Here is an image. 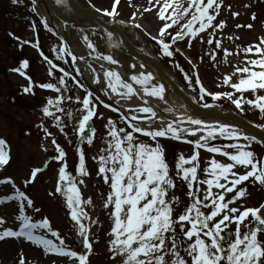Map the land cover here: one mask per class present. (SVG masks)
<instances>
[{"label": "snow or ice", "instance_id": "snow-or-ice-1", "mask_svg": "<svg viewBox=\"0 0 264 264\" xmlns=\"http://www.w3.org/2000/svg\"><path fill=\"white\" fill-rule=\"evenodd\" d=\"M18 0H13L17 3ZM61 0H57L60 3ZM120 0H113V7L110 11H104V15L116 17L118 15L117 6ZM32 11L35 12V0H33ZM156 6L159 8V19L164 22L156 39L160 45L164 56L172 57L174 50L172 44L177 40L184 39L185 36L196 38L199 33L205 32L209 28L223 29L226 27L224 22L214 25V21L220 13L223 6V0H188V7H183L176 0H156ZM250 5H245L249 7ZM230 7V6H229ZM172 9L168 14V9ZM151 11L152 9H146ZM97 11H101L97 9ZM238 16L239 13H233ZM185 17H190L182 25L180 31L175 35L169 32L174 25H178ZM133 20L135 16L132 17ZM255 20V14L252 15ZM170 21V22H169ZM47 27V22L45 21ZM135 27H141L136 24ZM237 27L253 28L252 24L237 25ZM166 34L172 37V44L166 42ZM111 35V34H109ZM85 41L88 37H84ZM30 43V42H23ZM209 44L213 43L210 38ZM217 47L220 42L216 41ZM38 46V45H37ZM89 48H93L91 42ZM246 54H252L256 58L248 59L245 66L237 67L232 75L240 74L238 82H232V76L224 78V84H230L236 92L241 93L237 98L234 94L212 93L207 92L200 78L196 75L195 80L185 74V78L190 85L200 84V99L204 100L205 96H211L213 100L227 98L237 109L243 111V104L246 103L259 110L264 118V95L257 94L264 90V36L258 38V43L249 45L245 48ZM66 55H71L67 47L63 49ZM225 54L230 55L225 49ZM43 55V53H41ZM47 60V57H44ZM63 59V57H59ZM110 63H115L111 56L102 57ZM77 59L72 56L73 62ZM215 59V57H213ZM52 65V61L48 60ZM29 67L28 61H23L22 67L15 69L21 76L25 75L22 69ZM55 68V65H52ZM179 67V65H176ZM183 71V69H180ZM63 77L59 79V85H65L64 77L69 73L60 69ZM108 79V88L121 97L129 98L136 95V89L133 83H127L121 80L118 73L108 71L105 73ZM31 80V77H28ZM154 79L151 73H141L139 76H132L131 80L143 88L144 95L148 97H157L165 99V87L163 84L149 87L150 82ZM80 84L79 81H77ZM83 87L82 84H80ZM40 87L61 92V88L53 83H44ZM124 89L125 91H119ZM31 89L25 87L24 91L29 92ZM252 91L255 99L245 100L243 93ZM65 97L59 96L57 99H48L47 105L42 108L46 117L55 119V126L60 132H64V121L56 113H64L65 108L61 105ZM103 103V101H100ZM116 103H119L117 101ZM147 105L148 101L145 100ZM85 114L76 130L79 135L80 144H92V137L95 135V129L91 127V121L97 115L93 103V93L87 92L86 98L82 100ZM105 107H110L108 104ZM214 105L204 103L203 107L212 108ZM55 109V111H53ZM113 111H119L113 108ZM139 111L147 115L146 127L142 126L145 121H140L136 115L130 118L121 113L122 119L128 122L131 131L124 128L117 129L115 121L109 120V141L104 150L105 154L99 156V173L103 176L105 183L110 181V193L107 197L105 206L114 207L110 214L114 221V226L110 232L113 239L110 241V251L113 253L112 259L122 257V264H264V204L259 207H230L237 201L246 197L247 187H240L245 182L251 180L254 184L258 183L264 187V159L256 156L251 150V144H241L240 140L249 142L264 143V140H258L255 136L245 135L238 129L227 124L212 125L206 124L203 120L193 118L192 116L180 117L179 122H156L157 113L151 106H144ZM135 122V123H133ZM187 122L195 128L182 127ZM155 125V126H154ZM45 132L44 139L47 140L52 133L47 127L41 125ZM264 128V125H258ZM87 132V134H86ZM205 135L197 136V133ZM149 137L154 144L137 142L135 134ZM197 136L194 147L197 151L190 158L180 155L175 163V175L171 173L170 165L166 160L163 146L159 143L158 138L173 140H183L184 136ZM223 137L229 143L222 146H210V141ZM193 143L192 141H186ZM55 149L52 159L61 162L58 173V185L55 190L64 197L66 206L69 209L72 221L78 228V234L83 238V247L87 250L83 254L69 250L65 242L60 238V233L54 231L48 219L41 222H33L32 218L26 214L27 208H34V201L24 192L21 191L14 181L10 178L0 179V185H11L14 192L0 198V204L7 202H17L18 204V230L11 228L0 231V241L6 238L24 239L36 246L43 248L45 253L55 254L61 257L71 258L73 264H90V255L93 250V244L89 240L90 227L84 223L85 220L91 221V218L85 212L83 205L91 204L90 199L85 200L82 196L80 185L85 184L84 177L89 175L86 168L85 153L77 147L78 166L76 171L78 175H73L68 171L66 162V150L55 138L51 140ZM204 149L209 153L221 155L227 158L229 163H221L216 159L210 161L209 167L205 170L206 179H200L198 175L199 168V150ZM232 149L234 151H228ZM47 151V147L44 148ZM10 154L6 141L0 139V169H3L10 163ZM190 165V166H189ZM34 168L31 171L30 178L25 181V186L34 183L47 168ZM239 166L245 169L243 174L234 171ZM179 178L186 182L189 189L190 204L185 206L178 216H175L176 206L180 203L178 196L170 197V190L176 188L175 179ZM200 185H206V190L201 198ZM216 189L217 191H213ZM228 193H234L227 198ZM55 194V193H53ZM39 212L40 209L35 208ZM251 217L249 223H245ZM219 218V219H218ZM5 223L0 218V226ZM236 224V228L229 236V226ZM242 226L243 229L242 230ZM179 227V233L177 231ZM47 231L52 237H55L59 243L44 235H38V232ZM178 235L190 243L183 246L178 240ZM181 247H183L182 254ZM18 264H26L23 253L20 254Z\"/></svg>", "mask_w": 264, "mask_h": 264}, {"label": "rangeland", "instance_id": "rangeland-1", "mask_svg": "<svg viewBox=\"0 0 264 264\" xmlns=\"http://www.w3.org/2000/svg\"><path fill=\"white\" fill-rule=\"evenodd\" d=\"M26 2V6L31 7L33 5V2L31 0H23ZM92 4H94L98 9L102 11H110L113 7V0H89ZM8 0H0V4L2 5L0 7V99L3 105V114L0 113V139H3V137L9 139L10 142H12L13 149H11V155L13 156V162L10 168L8 169L7 173H5V176L12 177L14 183L16 186L20 188L21 191H24L26 193V189H29L33 192V190L36 192L34 195V199L37 200V202H43L44 203V212L50 219L49 222L51 223V227L54 231H58L60 234H63L65 236H70V234L73 232V235L75 234V237L80 238V235L77 236V232L75 231L74 225L75 222L72 221L70 212L66 206V202L64 197H62L59 193L53 192L55 194H52L47 192V188L45 189V185L48 186V183L46 184V181L50 178L53 179L52 186L57 188L58 185V173L59 168L61 166V162H55L52 164V157L55 154V149L51 143L52 139L45 140V132L43 131L42 127L39 126V123H41V114H39L42 111V108L40 106L41 101L36 100L34 97L27 95V97L24 96L23 88L22 87H29L30 94L31 91H33V83L38 88L40 83H53L55 85H59L58 82L55 81L53 78V72L49 71L50 68L48 66H45L42 63H39L37 53L33 46H31V42L34 39L35 31H33L30 28L29 20H27V16L30 18V15L27 14L26 17L23 15H20L17 13V9H11L7 8ZM154 0H121L118 8L119 14L122 16L120 17H126L131 20H133V16H135V20L138 24L143 25L144 27H148V29H151L155 33H159L161 27L163 26V23L158 16L159 8L156 6V3H153ZM177 3L182 4L183 7H188V0H176ZM245 5H250L249 7H245ZM34 6V5H33ZM162 6V4H161ZM230 6V7H229ZM39 4H35L36 10L38 9ZM151 8V11H147L146 9ZM3 9L8 10L7 16L4 18L2 17ZM28 8L26 7V10ZM172 11V10H171ZM10 12L12 15H16L19 18V22L22 25H18L17 27L11 26L12 16H10ZM239 13L238 16H234L233 13ZM40 13V12H38ZM169 12L168 14H170ZM255 14L256 19H252V15ZM5 16V15H4ZM41 16V19L43 21V24H45L44 18ZM26 19V20H25ZM36 20V19H35ZM187 21V18H184V20H181L180 22H183V24ZM17 22V20H15ZM135 22V21H134ZM170 22V21H169ZM220 22H224L226 24V27L223 29L219 28H209L203 33H199L196 38H190L188 37V42L190 43L189 48H186L185 51L192 56L195 63L197 64L198 68V75L205 81V84L207 88L213 92H231L234 94L233 98H237L241 95V93H238L235 91L234 88L231 87L230 84H224V78L226 76H232V82L236 83L238 82L240 78V74L237 73L236 75H232L236 68L245 66V62L248 59L256 58L252 54H246L245 48L249 45H253L258 43V38L264 36V0H223V6L221 7L220 13L217 17V20L214 21L215 24H219ZM146 26H145V25ZM182 24V25H183ZM252 24L253 28L248 29L246 27H237V25H247ZM9 25V26H8ZM25 25V26H24ZM39 25V23H38ZM179 25V24H178ZM177 25V27H178ZM4 27V28H3ZM9 30L14 31L20 30L19 33L21 35H24L26 39L28 40L29 47L26 49V52L28 53L27 57H30L31 60L35 61L33 64L31 63L30 68V74L31 81H25L22 80L19 77V74L15 69H17V54L16 51L12 50L11 47L8 46V42L5 40L6 36L2 35V31L6 30V28H9ZM45 32H50L48 28L45 26ZM41 29V28H40ZM12 30V31H13ZM42 32V31H41ZM51 33V32H50ZM44 38V41H42V45L45 43V47L43 49L44 52L51 56L56 57L57 52L60 51V43L56 40H52L51 36H48L46 33L42 35ZM87 36L88 40L87 43L90 42L91 37L89 34H83L82 37ZM6 37V38H5ZM166 38V37H165ZM213 40V43L209 44V39ZM51 39L54 42V45L51 41H45ZM98 46L104 45L103 40L101 38L95 37ZM85 40V39H84ZM216 41L220 42V47H217ZM34 42V40H33ZM51 46V51H48L47 47ZM225 49L228 51V53H231L230 55L225 54ZM58 50V51H57ZM161 52L162 57L164 60H167L171 66L176 68L181 76L183 77L186 85L193 91L195 96H198L197 90L194 88L193 85H190L188 80L185 78V74H187L189 77H192V73L189 70V67L186 65V63L179 57L174 55L172 57H166L164 56L163 52ZM215 57V59H213ZM69 59V58H68ZM63 63H66L67 58L63 57V59H60ZM70 60V59H69ZM176 65H179V67H176ZM183 69L181 71L180 69ZM33 81V82H32ZM153 81V80H152ZM150 82L149 87L151 86H158L159 83L156 82ZM35 87V90H36ZM62 86L61 92H59L60 95H64L66 91H68L71 87L69 85H66L65 89ZM19 90V91H18ZM119 91H125L124 89H120ZM16 92H21V96L19 95L18 98H14L13 100H10V98L13 96V94L16 95ZM56 92V91H55ZM252 91H247L243 93L244 99H254L255 95L254 93H251ZM105 97L109 95L108 93L103 94ZM264 95V93H263ZM133 97V96H132ZM124 98H129L128 96H124ZM53 99H57L53 96ZM23 101L22 106L20 108H23V110L20 111L18 108H13L11 105L13 101ZM200 100V99H199ZM201 101V100H200ZM202 102V101H201ZM36 103V104H35ZM204 103V102H202ZM211 103V102H210ZM229 105H234L231 101L228 102ZM235 106V105H234ZM236 107V106H235ZM31 108L35 109L31 111ZM38 114H37V111ZM240 110V109H239ZM55 111V109H53ZM171 111V110H170ZM241 111V110H240ZM243 112L247 117L253 118L254 121H260L262 119V123H264V118H262L261 113L258 109L251 107L250 105L244 103L243 104ZM77 114L78 112L74 113L71 117L65 113L63 116L61 113H56V116H59L62 121H64V124L62 125L64 127V132H60L59 128L54 127L55 129H58L57 134L53 135V138L57 139L58 143L64 144L67 149L71 152V158L69 160L70 169H77V162H79V158L76 157V147L79 140V135L77 133V128L79 126V123H77ZM136 115L140 121L148 122L147 115L139 112V111H132L130 116ZM101 120V121H100ZM109 120L115 121L117 129L124 128L123 125L120 124V121L115 120L113 118L112 114H107L105 112L100 113V123L95 128V136L92 137V141L94 138H96L95 147L91 149H86L89 157H86V168L90 174L91 169L98 166L99 168V156L105 154V149L108 146V141L110 139L109 137ZM47 126L50 127L49 124L55 123V119L53 117H47ZM76 122V124L74 123ZM72 123L75 124L74 127H72ZM155 126V125H154ZM125 129V128H124ZM87 134V132H86ZM196 140V138H194ZM214 141H218L217 139L212 140V143ZM137 142H144L148 143L147 141H143L137 138ZM221 142V141H218ZM80 143V142H79ZM216 143V142H215ZM239 143L241 144H251V150L255 153L258 152L259 158L263 159L264 151L261 149L257 143L240 140ZM161 145L164 148L166 160L170 165V169L172 170L170 174L173 176L175 175L174 169H175V163L180 155H183L185 158H190L194 154V150L191 147L188 146H180V145H172L167 142H162ZM81 144L78 146L80 147ZM47 147V151L44 150V148ZM86 147V146H85ZM234 151V150H231ZM200 164L202 167V170L199 174L200 179H206L205 170L209 167L210 161L212 159H216L218 162L221 163H229L230 161L227 160L224 156H212L210 153H200ZM256 154V153H255ZM51 158V159H50ZM77 158V159H76ZM49 165L50 167L45 169V171L42 172V175L45 178H42L41 182L38 181L40 178L38 175V178L34 183H31L27 186H25V181L30 178L31 171L36 168H44L45 165ZM190 166V165H189ZM68 167V171L71 172V170ZM234 171L243 174L245 169L242 167L237 166ZM75 173H73L74 175ZM85 184L80 185L83 189H86L88 192V196L93 190V183L92 180H90L88 177H85ZM176 188L175 190H178L181 183L183 184L184 181H182L179 178L175 179ZM247 183H249L251 186H249L248 195L255 194L256 200H263L264 199V187L260 186L258 183H253L251 180L245 182L240 187H244ZM44 184V185H43ZM110 185V181H109ZM50 186V185H49ZM104 187H105V181L100 177V179L97 180L95 183V189H96V196H97V205L91 209V212L96 216V224H95V239L94 242L96 246H98L97 249V258L94 256V260L92 259L91 264H122V257H117L115 260L112 259L113 253L110 251L111 244L110 241L113 239V237L110 235V232L114 226V221L112 216L110 215L114 211V207L109 206V211L106 212V209L104 208L105 202L104 199ZM200 189L203 191L206 190V185H200ZM43 188V189H42ZM250 188V189H249ZM52 190V188H51ZM109 193L111 191L108 190ZM216 191V190H215ZM14 192V189L11 185H0V197H4L6 195H11ZM257 192V193H255ZM109 193H106L105 199H107ZM170 197L171 194L177 195V192H173L170 190ZM232 193L231 195H233ZM246 196L242 200V204L245 206L254 205L252 203L251 197ZM240 204V203H239ZM258 204V203H257ZM255 204V205H257ZM90 205V204H89ZM95 205V204H94ZM182 204H180L181 206ZM41 205L37 206L34 204V208L29 210L30 213L36 214L35 208L40 209ZM178 207V206H176ZM231 207H239L236 204H233ZM87 208V206H86ZM242 208V207H241ZM27 209V208H26ZM181 210L176 209L174 215L178 216L180 214ZM45 213H43L45 215ZM106 213V214H105ZM26 214L27 210H26ZM39 213H37L38 215ZM18 215V204H16L14 201L7 202L4 204H0V218H3L5 223L0 226V231L11 228L13 230H18L19 221L16 220V216ZM29 215V214H28ZM93 215V218H94ZM107 215V216H106ZM52 219V220H51ZM219 219V218H218ZM33 220V219H32ZM34 221V220H33ZM73 226V227H72ZM231 227L236 228L234 225H230ZM73 230V231H72ZM177 231L179 233V227H177ZM38 235H44L48 239H50L51 234L47 231L44 232H38ZM54 240H56L55 237H52ZM178 240H180L181 244L183 246H186L189 241L186 239H183L181 236L178 235ZM67 242H65V246L72 250V248H76L72 242L71 239H67ZM6 245L7 247H13L17 253L12 256L11 258L8 256L6 258L0 259V264H18L20 257V254L23 253V256L26 260V264H73V261L71 258L61 257L55 254L51 253H45L43 248L40 246H36L24 239H16V238H6L3 241H0V246ZM81 247V245H80ZM42 249L39 251V249ZM182 254L186 255L183 252V247H181ZM80 251L78 250L77 253ZM8 253V252H7Z\"/></svg>", "mask_w": 264, "mask_h": 264}, {"label": "bare ground", "instance_id": "bare-ground-1", "mask_svg": "<svg viewBox=\"0 0 264 264\" xmlns=\"http://www.w3.org/2000/svg\"><path fill=\"white\" fill-rule=\"evenodd\" d=\"M41 1L44 2V3H42L43 5L41 4V9H42L41 14H43V16L48 18V21L51 23V25L53 24L55 29L59 25L58 27L61 31L62 36L69 43L70 50L72 51V53H74V55L79 60L80 66L83 67L88 72L89 77L92 76V77H90L89 81L92 82V84L95 87H97V85H101L102 89H105L107 87V90L109 92H111L112 100L117 98V101H119L120 106L126 112L130 108L140 109L144 106H151L154 109V111L157 113V117H156L157 123L160 122L161 120H163L165 123L166 122H172V121L179 122L180 117L186 118L189 116L180 107V104L178 102L177 97H175V94L172 92V90H170V88H169V91H165V93H164L165 105L169 106V108H171L173 110V112L169 113L167 115L164 114L160 109H158V107L155 106V104L157 102L155 100L147 98V96L144 95L143 89L138 87V86H137V95H135L134 98H131L129 100H121L118 95H115L111 91V89L108 88V79L105 77L106 72H108V71H112L115 73L118 72L121 80H123L124 82H126L127 79L131 80L132 76L140 75L141 73H144V74L151 73L152 76H154V80L157 79L159 81H161L160 78L163 79V77H161L154 69L150 68L149 66L146 67L145 69H143V67L140 66L139 62H137L133 59H130L128 57H125V56L118 55V59H120L124 63V65L114 66V68H112V66H110L109 64L108 65L105 64V62H103V61H99V60L94 59V57H92V55L94 53H98V54L106 56L107 51L105 52L106 48L104 46L99 47L96 43H93V48H89V46L82 40L81 31L82 30L86 31L90 27L93 29L92 25L85 22L86 20L89 22V19H87L88 17L85 18V20L83 18H82L83 20L79 19L77 17L78 15L66 5L65 0H61L60 3H57V0H41ZM86 3L83 0H82V2L80 1V3L77 0H75L74 7L76 8V6H80V4H81L84 9H90L92 11V9L90 8L91 5L89 3H87L88 4L87 5ZM44 4H45V6H44ZM72 12H74V13H72ZM100 13L101 14L96 12V14L95 13H93V14L98 16L100 18V20L107 19L106 17H104V11H102ZM60 18H61V20H60ZM66 20H69L73 24V26L75 27V29L70 28L72 30L70 32L71 34H68V32L65 30V28L63 26L62 21H66ZM110 21H112L115 24H120L118 22V21H120L121 23H124L127 26L130 22V19L126 18V17L125 18L119 17V19H117V21H116V19L115 20L111 19ZM146 32L148 35L154 36V33L151 30H149L148 27L146 28ZM110 33H111V35L115 41L125 45L129 49L141 51V52L142 51L148 52V47H149L148 41L145 38V36L140 31H138L137 29L128 28V26H127V28L124 29V32H123L124 35H121L117 31H112ZM90 62L92 65H94V70L96 73L94 71H92L90 68H87L86 64H88ZM132 64L136 65V68H133ZM98 80L100 81V84L98 83ZM145 100L148 101L147 105L144 104ZM205 123L206 124H212V125L227 124V125L232 126L233 128L238 129L240 132L243 133V131L241 129L235 127L232 124L220 123V122H216V121H205ZM182 125L185 127H188V128L196 127L194 125L188 124L187 122H184ZM205 134H206V132L205 133L199 132L198 135H205ZM41 250L42 249L40 248L39 251H41ZM16 253H17V251H15L13 247H7L6 245L0 246V259L6 258L8 256L11 258Z\"/></svg>", "mask_w": 264, "mask_h": 264}, {"label": "water", "instance_id": "water-1", "mask_svg": "<svg viewBox=\"0 0 264 264\" xmlns=\"http://www.w3.org/2000/svg\"><path fill=\"white\" fill-rule=\"evenodd\" d=\"M69 4L74 7L75 4V0H69ZM77 7V11L80 12L82 15L90 17V19L94 20V18L92 17V15L86 11H84L81 8ZM98 22V21H97ZM158 62V60H157ZM159 67L161 68V70L165 71L167 73V75L169 76V78L171 79V82L176 90V92L179 94L180 98L187 103V105L193 109L194 111H196L197 114H199L201 117H207V118H220V119H226V120H234L236 122V124H238L239 126L243 127L244 129L254 133L256 136H259L260 139H264V137H262V134H258V130L250 125L249 123H247L246 121H244L243 119L231 114V113H226V112H218V111H212V110H207V109H199V108H195L193 106H191V104L187 101L186 97L184 96V94L182 93V91L180 90V84L179 81L177 79V77L175 76V74H173L170 70H168L167 68H165L164 66H162L159 63ZM184 98V99H183Z\"/></svg>", "mask_w": 264, "mask_h": 264}]
</instances>
